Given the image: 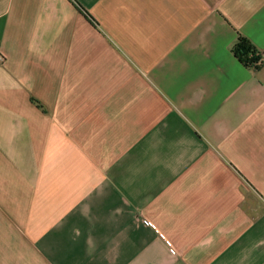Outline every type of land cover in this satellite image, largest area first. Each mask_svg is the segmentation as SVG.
Segmentation results:
<instances>
[{"label": "crops", "instance_id": "crops-1", "mask_svg": "<svg viewBox=\"0 0 264 264\" xmlns=\"http://www.w3.org/2000/svg\"><path fill=\"white\" fill-rule=\"evenodd\" d=\"M0 264H264V0H0Z\"/></svg>", "mask_w": 264, "mask_h": 264}, {"label": "trees", "instance_id": "trees-1", "mask_svg": "<svg viewBox=\"0 0 264 264\" xmlns=\"http://www.w3.org/2000/svg\"><path fill=\"white\" fill-rule=\"evenodd\" d=\"M79 8L80 10H82V12H84L87 16L90 17V14L87 11H85L82 7ZM234 52L238 57V59L241 62H243L246 66L253 68H260L261 65H255V62H257V59L259 58L257 55L259 51L255 48L252 42L246 37H242V36L239 37L238 42L235 45ZM36 102L40 104L39 101Z\"/></svg>", "mask_w": 264, "mask_h": 264}, {"label": "built area", "instance_id": "built-area-1", "mask_svg": "<svg viewBox=\"0 0 264 264\" xmlns=\"http://www.w3.org/2000/svg\"><path fill=\"white\" fill-rule=\"evenodd\" d=\"M257 55L259 58L257 59V62H255V65H262L263 64L262 54L258 52Z\"/></svg>", "mask_w": 264, "mask_h": 264}]
</instances>
